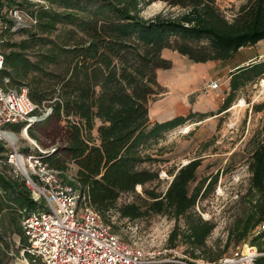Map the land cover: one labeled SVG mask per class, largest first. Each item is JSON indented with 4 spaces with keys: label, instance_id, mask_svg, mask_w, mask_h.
<instances>
[{
    "label": "trees",
    "instance_id": "trees-1",
    "mask_svg": "<svg viewBox=\"0 0 264 264\" xmlns=\"http://www.w3.org/2000/svg\"><path fill=\"white\" fill-rule=\"evenodd\" d=\"M44 1L47 5L21 3L36 19L31 27L21 30L22 38L6 39L17 32L11 31L10 25L0 37L4 50L1 75L9 78L7 86H27L33 103L41 110L50 108L47 118L66 122V157L61 158L55 150L43 159L59 171L63 181L85 191L92 208L110 225V210L128 220L153 213L171 217L174 226L166 245L184 247L182 255L151 264L217 261L225 249L206 242L215 224L194 209L216 178L207 184L205 178L196 182L200 161L193 159L176 170H167L172 176L168 186L156 191L151 184L160 180V170L143 152L194 113L151 121L149 103L164 92L157 70L172 65L162 55L163 49L177 51L192 62L227 60L240 48L264 39V0H245L231 20L220 12L216 0ZM156 1L182 11L173 15L159 11L144 17L142 11ZM253 66L243 65L230 73L233 89L237 87L234 76ZM230 99H224L219 111L229 107ZM27 131L33 135L32 125ZM69 163L76 166L73 179L67 174ZM247 168L253 197L229 233L238 240L249 237V244L264 252V230L253 232L264 222V139L251 151ZM136 186L142 188L144 196H137L143 203L118 204L120 195L134 192ZM34 208L36 203L23 183L0 175V264L6 262L10 232L26 247L20 221ZM25 254L29 264H42Z\"/></svg>",
    "mask_w": 264,
    "mask_h": 264
},
{
    "label": "rangeland",
    "instance_id": "rangeland-1",
    "mask_svg": "<svg viewBox=\"0 0 264 264\" xmlns=\"http://www.w3.org/2000/svg\"><path fill=\"white\" fill-rule=\"evenodd\" d=\"M244 1L216 0V4L220 12L231 20ZM159 11L173 15L182 10L177 7L170 8L164 2L156 1L146 6L142 15L146 18L152 17ZM21 30L7 35L6 39L19 40L24 36ZM260 41L254 49L240 48L228 61L215 60L217 67H221L222 64L223 69L221 74L220 71L214 74L220 85L212 91L218 94V98H222V102L227 96L231 97L228 108L223 111L215 110L217 113L209 117L211 113L208 111L209 105H200V109L206 111H190L189 113H194L192 118L166 131L143 151L155 160L152 166L160 170V180L151 184L156 191H164L168 186L172 176L167 170H176L193 159L200 161L196 182L205 178L207 184L216 178L211 188L198 198L194 209L203 218L214 222L215 227L206 242L213 248H224V253H228L236 246L249 243V237L238 240L235 236L230 237L229 232L235 220L247 208L249 199L253 197V192L249 191L250 172L247 161L258 140L264 139V83H261V79H264V49L261 51L262 56L248 63H253L252 68L234 76L237 80L236 88L233 89L230 79L226 81V78L235 68L247 65L241 62L242 59L253 53V50L261 48L264 39ZM162 55L170 59L172 65L168 69H158L157 79L159 82H167L175 92L171 98H176L180 94L185 77L191 76V64L195 63L169 48L164 49ZM207 90V86L199 85L196 91L189 93L188 99L191 101L193 97L208 98L210 92ZM165 91L164 87V92L154 99L165 95ZM221 105L222 103L219 106ZM168 108L171 109L169 106ZM14 129L19 132L17 127ZM32 130L33 135L27 131L30 138L36 139L42 147L51 146L54 151H58L61 158L66 157L65 147L68 144L69 131L64 120L43 117L32 123ZM28 143L26 137H19V147L27 146ZM75 172L76 166L69 163L67 174L70 179H73ZM137 195L144 196L141 186H136L134 192L122 193L118 204L128 202L142 204V198ZM108 217L112 230L122 240L132 243L146 253L147 258L154 260L153 263L171 261L174 260V256L182 255L184 247L171 249L166 245L168 234L174 226V220L168 215L153 213L140 219L128 220L120 218L116 211L110 210ZM6 240L9 242V249L4 264H26L25 259L29 262L25 252H22L16 233L10 232ZM198 262L203 264L200 260ZM35 264L41 263L37 261Z\"/></svg>",
    "mask_w": 264,
    "mask_h": 264
},
{
    "label": "built area",
    "instance_id": "built-area-1",
    "mask_svg": "<svg viewBox=\"0 0 264 264\" xmlns=\"http://www.w3.org/2000/svg\"><path fill=\"white\" fill-rule=\"evenodd\" d=\"M25 1L47 5L44 0H0V37L8 25L11 31H17L35 24L36 19L21 4ZM3 69L4 50L0 39V175L23 183L36 203V208L26 211L20 221L27 239L22 252L38 258L42 264L153 263L146 253L112 230L92 208L85 191L63 181L59 171L43 159L54 148L42 147L24 135L33 122L47 116L50 108L41 110L33 103L27 86L8 87L9 78L1 75ZM219 85V80L214 79L207 88L216 89ZM13 126H18L19 132ZM20 136L27 138V146L19 147ZM262 230L264 222L253 232ZM262 256L264 252L245 243L217 261L203 264H264Z\"/></svg>",
    "mask_w": 264,
    "mask_h": 264
},
{
    "label": "crops",
    "instance_id": "crops-1",
    "mask_svg": "<svg viewBox=\"0 0 264 264\" xmlns=\"http://www.w3.org/2000/svg\"><path fill=\"white\" fill-rule=\"evenodd\" d=\"M261 41L257 42L260 43ZM246 46L247 49H254L255 46ZM166 49V48H165ZM264 49V43L262 44L261 48H258L256 50H253V53H249L242 59V63H249L256 60L258 57L262 56L261 51ZM164 51V49L162 50ZM224 61H228L224 60ZM219 62H222V60H219ZM194 64H191V76L185 77L186 79L183 80V84L181 85L180 94L176 98H171V95H175V92H173L172 88L168 86L167 82H159L163 87H165V95L161 96L159 99H153L149 103V109L148 114L149 118L153 121H164L167 119L172 118L175 115H186L190 111H206L200 109V105L205 104L208 106V111L211 112L208 116L211 117L215 115L217 112L215 110H219V105L223 103L220 98H218V94L214 93L212 89H208L210 93V97L208 98H198L193 97L190 101L188 99L189 93L196 91L198 89L199 85H205L207 86L208 82L215 79L214 74L218 73L223 69V65L221 64V67H217V61L215 60H209L206 62H194ZM230 70V69H228ZM223 76V75H221ZM229 77L226 78V81H229ZM186 80V81H185ZM202 81V83H201ZM225 81V82H226ZM164 94V93H163ZM220 101V102H219ZM201 103V104H200ZM171 107V109L168 108ZM215 112V113H214ZM207 118V117H206ZM151 120V121H152ZM16 127V126H15ZM13 126V128H15Z\"/></svg>",
    "mask_w": 264,
    "mask_h": 264
},
{
    "label": "bare ground",
    "instance_id": "bare-ground-1",
    "mask_svg": "<svg viewBox=\"0 0 264 264\" xmlns=\"http://www.w3.org/2000/svg\"><path fill=\"white\" fill-rule=\"evenodd\" d=\"M261 80H262L261 83L263 84L264 83V79H261ZM24 135L28 136L27 131H24Z\"/></svg>",
    "mask_w": 264,
    "mask_h": 264
}]
</instances>
